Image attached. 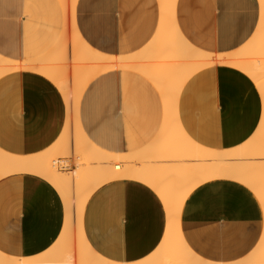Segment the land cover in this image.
I'll use <instances>...</instances> for the list:
<instances>
[{
	"label": "crops",
	"instance_id": "1",
	"mask_svg": "<svg viewBox=\"0 0 264 264\" xmlns=\"http://www.w3.org/2000/svg\"><path fill=\"white\" fill-rule=\"evenodd\" d=\"M159 5V0H76V30L99 52L130 54L155 34ZM174 17L180 33L194 47L225 53L251 37L260 4L258 0H175ZM63 23L60 0H0V55L25 61L48 53L57 44ZM177 106L180 123L193 140L224 150L252 135L262 100L242 71L212 64L186 79ZM66 116L61 92L40 73L20 70L0 77V148L5 151L28 155L47 149L62 132ZM162 118L158 89L144 75L126 68L94 76L78 102V121L86 137L117 153L144 148ZM64 217L60 195L44 178L32 173L0 178L1 252L20 257L42 254L58 238ZM167 223L165 205L135 179L103 183L90 194L82 212L87 243L97 254L118 263L150 258L164 246ZM179 231L202 259L235 263L259 246L264 208L242 183L208 180L184 199Z\"/></svg>",
	"mask_w": 264,
	"mask_h": 264
},
{
	"label": "bare ground",
	"instance_id": "2",
	"mask_svg": "<svg viewBox=\"0 0 264 264\" xmlns=\"http://www.w3.org/2000/svg\"><path fill=\"white\" fill-rule=\"evenodd\" d=\"M60 1L64 23L55 47L32 60L16 61L0 55V77L13 71L32 70L49 79L65 100L64 127L51 146L35 154H17L0 148V178L17 173L44 178L63 201L65 222L55 243L42 254L20 257L0 251V264H215L196 255L184 243L179 231V210L194 187L212 179L242 183L264 208V0H258L260 18L251 37L239 48L225 53L205 52L189 43L176 25L175 0H159L160 18L153 37L139 50L122 55L102 53L85 43L75 26L76 0ZM68 46L71 64L66 61ZM212 64L242 71L252 80L262 100L255 131L230 149L201 145L188 135L179 120L177 105L182 85L195 71ZM119 68L144 75L158 89L163 103V118L156 135L144 148L129 153L98 147L86 137L78 121V102L87 83L99 73ZM69 144L75 159L72 170L66 169L67 163L58 166L55 160L56 155L68 152ZM119 179L142 182L166 207L164 246L141 262L118 263L99 255L83 234L82 212L88 197L103 183ZM71 211L74 228L69 226ZM228 264H264V232L254 252Z\"/></svg>",
	"mask_w": 264,
	"mask_h": 264
},
{
	"label": "rangeland",
	"instance_id": "3",
	"mask_svg": "<svg viewBox=\"0 0 264 264\" xmlns=\"http://www.w3.org/2000/svg\"><path fill=\"white\" fill-rule=\"evenodd\" d=\"M66 56H67V55H66ZM66 59H67L66 61H69L68 57H67ZM68 64H71L70 61H69ZM70 87H71V86H70ZM68 93H69V96L72 95V89H71V88H70V90L68 91ZM67 150H68V152H66L65 154H62V155H56V156H55V160H56V163H57L58 166L67 163V164H68L67 168H66V167H64V168H66L67 170H69V169H68V168H69V164H70L69 159H70V158L72 159L71 163L73 164V168H75V164H74L75 159H74L73 154L71 153V147H70V144L68 145V149H67ZM64 222H65V220H64ZM74 225H75V223H74V214H73V211H71L70 221H69V226H70L71 228H72V227L74 228Z\"/></svg>",
	"mask_w": 264,
	"mask_h": 264
}]
</instances>
